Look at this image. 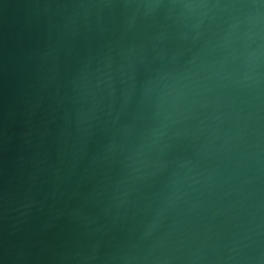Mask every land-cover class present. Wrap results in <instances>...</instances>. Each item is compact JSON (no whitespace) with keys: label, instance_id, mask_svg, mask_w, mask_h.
<instances>
[{"label":"water","instance_id":"water-1","mask_svg":"<svg viewBox=\"0 0 264 264\" xmlns=\"http://www.w3.org/2000/svg\"><path fill=\"white\" fill-rule=\"evenodd\" d=\"M0 264H264V0H0Z\"/></svg>","mask_w":264,"mask_h":264}]
</instances>
